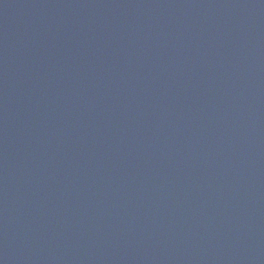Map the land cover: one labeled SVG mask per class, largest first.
<instances>
[{
  "label": "water",
  "instance_id": "water-1",
  "mask_svg": "<svg viewBox=\"0 0 264 264\" xmlns=\"http://www.w3.org/2000/svg\"><path fill=\"white\" fill-rule=\"evenodd\" d=\"M0 264H264V0H0Z\"/></svg>",
  "mask_w": 264,
  "mask_h": 264
}]
</instances>
